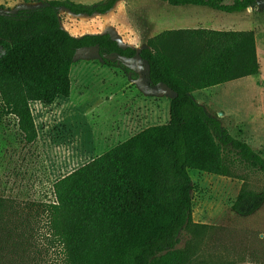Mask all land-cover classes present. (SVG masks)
I'll return each instance as SVG.
<instances>
[{"label": "trees", "instance_id": "obj_1", "mask_svg": "<svg viewBox=\"0 0 264 264\" xmlns=\"http://www.w3.org/2000/svg\"><path fill=\"white\" fill-rule=\"evenodd\" d=\"M226 13L244 12L257 0H159ZM118 0L96 4L46 0L42 6L0 12V121L13 117L23 139H38L34 103L69 97L78 52L97 47L100 56L138 57L152 85L173 96L169 120L151 125L62 176L44 204L51 264H196L192 248L178 247L192 222L194 185L189 171L242 177L241 168L264 172V156L233 137L194 92L260 71L253 30L175 29L149 38L138 50L111 33L71 34L60 8L104 14ZM105 59V58H104ZM132 80L138 73L123 63ZM264 191L243 187L233 209L255 211ZM2 199L0 198V210Z\"/></svg>", "mask_w": 264, "mask_h": 264}, {"label": "rangeland", "instance_id": "obj_2", "mask_svg": "<svg viewBox=\"0 0 264 264\" xmlns=\"http://www.w3.org/2000/svg\"><path fill=\"white\" fill-rule=\"evenodd\" d=\"M45 1L0 0V12L15 13ZM72 1L96 4L103 0ZM259 1L230 17L218 13L223 23H229L222 25L225 29L255 32L259 73L193 94L233 137L264 156V0ZM167 4L118 0L110 11L93 15L60 8V22L71 34L109 32L122 46L140 49L170 26L159 20L160 14L168 12ZM104 58L97 47L81 49L71 73V95L60 96L51 105L33 104L39 132L35 142L23 139L13 117L0 121V264H51L43 207L54 199L53 184L148 125L168 122L169 99L159 108L143 101L149 80L140 59L117 58V65L110 66L106 59L116 61V57ZM124 62L138 73L137 87L126 86L131 78ZM121 88L129 92L127 98L116 93ZM189 173L194 185L193 223L181 232L178 247H191L196 264H264V201L248 214L232 207L243 187L264 191V172L241 168L242 177L195 169Z\"/></svg>", "mask_w": 264, "mask_h": 264}, {"label": "crops", "instance_id": "obj_3", "mask_svg": "<svg viewBox=\"0 0 264 264\" xmlns=\"http://www.w3.org/2000/svg\"><path fill=\"white\" fill-rule=\"evenodd\" d=\"M168 12L166 14H160L159 20L164 22L166 25H170L166 30H175V29H193V28H208V29H225L222 25L227 26V23H223L224 19L222 18L221 13L223 11L219 10H209L212 8L196 6V5H183V6H172L167 4ZM203 7V8H202ZM211 11V12H210ZM75 14V13H74ZM238 14L237 12L232 14H226L227 17ZM82 15V14H75ZM212 25V27H210ZM214 25V26H213ZM229 30V29H226ZM234 30V29H233ZM165 31V30H164ZM141 49V48H140ZM138 50V49H137ZM249 77V76H248ZM139 77L135 80H130L127 82L126 86H136L138 85ZM234 81V80H233ZM149 89L142 93L143 101L146 99L153 103L159 108V106H166L165 99H169L173 96L172 92L163 85H152L149 82ZM211 88V87H210ZM204 90V89H203ZM198 91V90H197ZM119 92V95L129 94L128 91L119 89L116 93ZM196 92V91H195ZM125 99V97H124ZM147 119V117L142 116V120ZM149 126V125H148Z\"/></svg>", "mask_w": 264, "mask_h": 264}, {"label": "water", "instance_id": "obj_4", "mask_svg": "<svg viewBox=\"0 0 264 264\" xmlns=\"http://www.w3.org/2000/svg\"><path fill=\"white\" fill-rule=\"evenodd\" d=\"M257 2H260L259 0H257ZM117 42H119L118 40H117ZM141 49H138V52L140 51ZM168 89V88H167ZM222 113H220V115H221Z\"/></svg>", "mask_w": 264, "mask_h": 264}]
</instances>
